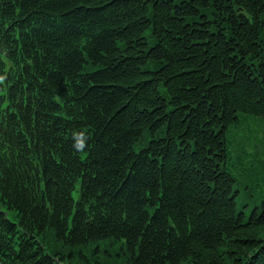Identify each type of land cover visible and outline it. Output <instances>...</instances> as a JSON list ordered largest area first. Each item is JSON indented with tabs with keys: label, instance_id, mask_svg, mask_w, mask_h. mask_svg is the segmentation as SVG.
Instances as JSON below:
<instances>
[{
	"label": "trees",
	"instance_id": "trees-1",
	"mask_svg": "<svg viewBox=\"0 0 264 264\" xmlns=\"http://www.w3.org/2000/svg\"><path fill=\"white\" fill-rule=\"evenodd\" d=\"M246 137L264 0H0V264H264Z\"/></svg>",
	"mask_w": 264,
	"mask_h": 264
},
{
	"label": "rangeland",
	"instance_id": "rangeland-1",
	"mask_svg": "<svg viewBox=\"0 0 264 264\" xmlns=\"http://www.w3.org/2000/svg\"><path fill=\"white\" fill-rule=\"evenodd\" d=\"M259 121L260 120H252L253 123L251 125V129H249L250 133L252 131L254 133L257 128H259L260 130H262L263 125ZM259 135H260V133H259ZM245 139L246 140L243 141V143H241V149L243 151L241 155L242 156L243 155H246L247 157L245 158V160H243L241 162V164H240L241 166L239 165V167H241V173L242 172H245L247 175L250 176L254 172V171H252V168H255L254 167L255 163L253 161H251V157L252 156H250V154L248 152L253 153V152H255V149H256V153H259L260 155H262V157H260V158H263L264 159V141L263 142L262 141H258L259 146H260V143L259 142H261V144L263 145V147L260 150L259 147H257V146H255L256 148H253L252 146H250V145L248 146L247 145V148H246V144H250L249 142L246 143V141H248V140L250 141V138L248 139L246 137ZM236 140L237 139L235 138V141ZM251 140L253 141L254 140V137ZM253 144L256 145L257 143H255L253 141ZM246 150L248 152H245ZM258 164H259L258 166H259V169H260L259 170L260 171L259 176L262 175L263 180L260 181L261 183L258 182L259 184H256V185L254 184V182L253 183H250V187H248V189H246L244 191L245 193H243V195L241 194V197L238 200V205L240 207L241 206H244V204H246V203H250V206H253L256 202L259 203V200L258 199L260 197L264 196V174H263L264 173V163H262V164L258 163ZM247 179H249V178H247ZM252 179H254V178H252Z\"/></svg>",
	"mask_w": 264,
	"mask_h": 264
}]
</instances>
